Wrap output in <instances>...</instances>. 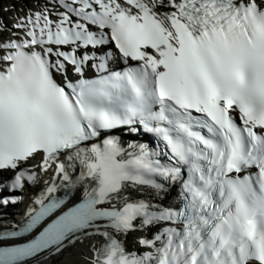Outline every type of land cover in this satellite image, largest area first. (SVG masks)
Returning a JSON list of instances; mask_svg holds the SVG:
<instances>
[{
    "label": "snow or ice",
    "instance_id": "obj_1",
    "mask_svg": "<svg viewBox=\"0 0 264 264\" xmlns=\"http://www.w3.org/2000/svg\"><path fill=\"white\" fill-rule=\"evenodd\" d=\"M0 264H264V0L0 8Z\"/></svg>",
    "mask_w": 264,
    "mask_h": 264
},
{
    "label": "bare ground",
    "instance_id": "obj_2",
    "mask_svg": "<svg viewBox=\"0 0 264 264\" xmlns=\"http://www.w3.org/2000/svg\"><path fill=\"white\" fill-rule=\"evenodd\" d=\"M30 2L31 1H29V3ZM13 3H15L17 7H20V6H22L23 0H18V2H17V0H8L3 5V7L6 6V5L13 4ZM26 202H27V199H25V203L24 204H21V205L15 207V208H13V210H12L13 212L11 214H12L13 217L15 216V219H14L15 221L19 220V218H21L23 216V212H24V208L26 206ZM4 222H6V220H0V227H1V225ZM72 258L73 257L71 256V254H66V256L64 258H62L61 264H64V261H68V260H70Z\"/></svg>",
    "mask_w": 264,
    "mask_h": 264
},
{
    "label": "rangeland",
    "instance_id": "obj_3",
    "mask_svg": "<svg viewBox=\"0 0 264 264\" xmlns=\"http://www.w3.org/2000/svg\"><path fill=\"white\" fill-rule=\"evenodd\" d=\"M8 0H0V8L3 7V5L7 2ZM30 1V0H29ZM18 2V0H17ZM7 6V5H6Z\"/></svg>",
    "mask_w": 264,
    "mask_h": 264
}]
</instances>
